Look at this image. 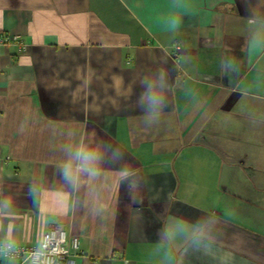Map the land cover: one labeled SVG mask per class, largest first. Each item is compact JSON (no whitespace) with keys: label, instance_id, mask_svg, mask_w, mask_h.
Here are the masks:
<instances>
[{"label":"crops","instance_id":"crops-1","mask_svg":"<svg viewBox=\"0 0 264 264\" xmlns=\"http://www.w3.org/2000/svg\"><path fill=\"white\" fill-rule=\"evenodd\" d=\"M2 35L1 244L264 264V0H0Z\"/></svg>","mask_w":264,"mask_h":264},{"label":"built area","instance_id":"built-area-1","mask_svg":"<svg viewBox=\"0 0 264 264\" xmlns=\"http://www.w3.org/2000/svg\"><path fill=\"white\" fill-rule=\"evenodd\" d=\"M13 42L21 44L18 36H0V46ZM175 48L179 49V45ZM79 253V239L68 233L65 224L57 223L45 233L40 247L0 243V264H76Z\"/></svg>","mask_w":264,"mask_h":264},{"label":"clouds","instance_id":"clouds-1","mask_svg":"<svg viewBox=\"0 0 264 264\" xmlns=\"http://www.w3.org/2000/svg\"><path fill=\"white\" fill-rule=\"evenodd\" d=\"M150 100H151V102H152L153 104H159V103H161L160 98L157 97V96H150Z\"/></svg>","mask_w":264,"mask_h":264}]
</instances>
